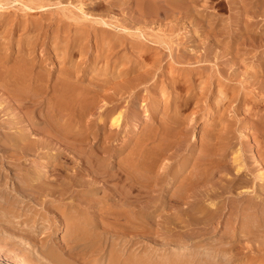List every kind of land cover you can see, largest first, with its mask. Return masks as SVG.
Here are the masks:
<instances>
[{
	"label": "rangeland",
	"instance_id": "obj_1",
	"mask_svg": "<svg viewBox=\"0 0 264 264\" xmlns=\"http://www.w3.org/2000/svg\"><path fill=\"white\" fill-rule=\"evenodd\" d=\"M34 1H41L42 3L51 6L48 7V10L45 13H42L43 15H41V13H34V16L31 15L28 17V19L32 21H36L37 19L45 20V26L49 31L46 34L47 41L49 40L51 45L53 43L52 40L55 39V30L61 28V26L71 25V36L72 34H75L74 32L77 31L78 28H81V26L86 27L87 30H92L94 26H96L94 20L88 19L81 21L83 20V12H81L83 7V10H87L85 12H89L88 14L93 19H102L106 22L119 23L131 29L132 32H135L138 35L145 34L149 37L151 41L147 44L151 48V53L155 55V59L163 57L162 71H159L158 75H156V78L158 79L157 85L159 87L166 84L164 81L168 76L165 77L164 74L168 73L172 68H175V66L180 69L179 74L181 75L185 76L189 73H193L188 78H195V84L198 86L197 93H201L205 88L208 91L210 86H213L211 87L213 89L209 90L210 92L208 91L204 94L202 93V95L200 94L201 99L197 103L198 106L193 105L192 107L194 109L191 107L190 110L188 109L182 112L184 118L189 119V121L192 119L194 120L189 122L190 126L188 127L187 136L180 144V147L179 145H176L173 150H170L166 155H163L160 164L171 166V171L175 172L179 169V165L182 162L189 159L190 165L185 170V175L198 170L193 167V162H195L194 157H196L197 151H199L203 144V136L208 128V123L206 122H209L211 112L214 113L215 104L209 103V100L214 96L213 102H215L216 99H222V96L224 98L227 95L228 99L226 98L227 101H224V107L221 109L220 115L217 118L218 127L215 134L217 137H220L222 135L221 133H223V135L225 134V131L223 130L229 128V134L224 135V138L225 136L226 138L223 140V143H226L225 145L230 147L228 152L230 163H232V158L239 154L241 159L251 166L252 173L247 178L253 180L258 176L259 166L256 165L255 162L257 159L262 161L261 159L264 158V0H259V2L257 0H250L249 2H246L248 0H184L185 2L183 1L184 3L182 2L183 4L181 6L175 4L170 5L168 4V0H165L167 3L163 4V2V6L160 10L147 15L138 9L137 0H121L120 2L117 0V4H120L118 6H113L111 4L113 0H102L104 3H101V6L96 3L98 0ZM17 2H15V0L8 1L9 5H7L9 6V10L5 15L16 19V23L19 25L25 21V12L22 9V4L25 0H22V3L20 0ZM245 2L246 5L250 4L245 6V8H252L251 10L249 8L247 9L248 13L244 12L245 8L243 4L245 5ZM95 4L98 6H95ZM64 9L68 12H65ZM69 11L70 13L72 12L73 15L70 14ZM68 16L72 21L68 20ZM77 18H81V20ZM73 19L78 20V22ZM5 30L8 31L7 29ZM19 33L20 32H17L14 35L13 40L15 44L23 37V35ZM159 39L165 40L162 45L155 42ZM95 44V35L92 34V39L89 43L91 51L92 47H95ZM54 46H52L50 50L51 53L49 52L46 55H43L42 52L44 47L39 45L34 57L36 56L37 60L42 63V66L50 70L54 76H57L59 71L65 67H69L70 64L63 62L61 56H59V58L55 57L53 53ZM76 60L81 62L77 64ZM73 61L84 70H88L91 66L90 60H87L83 56L80 57L78 54L75 55ZM82 62L83 64H81ZM151 65L149 64V67ZM253 72L256 73L254 74ZM89 79L92 80L93 78ZM49 80L50 89L43 92L44 100L41 99L42 103L31 107L32 110H36V113L39 115L38 118H41V122L42 115L46 114L48 111V101L53 94L51 88L55 84L56 78H49ZM94 81L97 83V78H94ZM118 83L123 84L122 78ZM209 83L213 84H210L208 88ZM148 87L150 86L141 85L136 89L123 87V91L126 93L122 91L124 95L118 93L121 96L118 95L117 97H114L115 103L118 104L117 114L120 112L123 113V126L117 131V133L116 131L114 133V142L111 151V154H115L111 161L114 162L113 164H115L116 169L119 164L126 160L133 143L136 144L138 141L142 140L153 126V102L151 101L150 89ZM0 89V101L5 100L3 104L7 108V110L5 109L0 113V117L3 116L0 118L2 124L1 128L3 130L0 129V133H4L7 132L5 128L7 123L13 119L12 115L17 113L18 115L19 113L22 114L21 111L23 106L19 102L11 99L9 93L5 92L1 86ZM121 90H119V92ZM127 90L130 93L127 92ZM186 91L187 90L182 91L183 95ZM222 92H224V94H222ZM208 93H210L211 97ZM159 95L162 97L161 99L163 101L166 100L167 96H164L162 91ZM163 109L164 106L161 108L160 116L165 114ZM134 112L137 113L136 119H133L132 117V113ZM90 117L91 118L88 120V125L90 126L88 130V143L83 148L76 149H71L70 147L58 144L54 138H51L47 136V134L30 126L29 121L26 120V118H20L22 121H25L23 127L26 126L29 130H33L35 138L31 136L30 140L37 142V146L32 151H23L24 153H15V151H11L10 148L5 154L0 152V171L2 172L3 170L2 173L13 174L17 171V168H15L13 164L19 163L24 172L35 170L48 176L49 179H47L51 189L61 190L63 187H66L67 191L65 197L62 199L58 197L55 198L52 192L48 191V194L40 197L38 196V201L25 199V203L17 202L6 207V209L4 208V213L0 214V218L2 219H0V264H12L11 261L14 262L15 259L19 258H26L31 261V264H55V260L50 259L45 253L46 246L50 243L55 246V241L57 250L60 252H57V255H65L67 258L69 257L70 264H128L130 256L131 258L138 257L146 252L151 253L152 255L154 254L153 256L155 259L161 257L165 253L170 255L175 252L176 249L175 245L177 244L174 243L175 239L179 236L183 238L193 236L191 231L185 227V223H179L176 221V219L180 217V213L182 216L184 215L183 218H185V212L188 210V205L185 203L177 205L169 203L170 196H172L175 186L177 185V183H174L173 180H171L172 174L164 176L163 181L160 183L161 185L159 184V187H157L155 191L151 192L140 188L133 191L130 195L126 194L127 191L124 186V180L119 182L118 180L112 179L108 182V179H106L105 174L103 173V169L100 167L105 160L104 158L107 156V154L105 155L103 152L104 132H98L96 130V116ZM4 123L5 125H3ZM244 133H247L252 137L251 141H253V149L248 146L247 141L242 137ZM193 135L196 136L195 141L192 140ZM2 139L3 135L0 134V141ZM101 144L103 146H101ZM68 148L72 151L74 150L76 153L71 150L69 151ZM151 148V140H147V142L145 140V145L143 146L144 153H148ZM254 151L259 152L255 153ZM60 152L62 154L61 156H59ZM55 158H58V160ZM56 164L60 165L55 166ZM63 168L66 170L64 171ZM67 168L69 170H67ZM221 174L223 173H220L212 181L208 182L211 184H199V192L200 194L202 193V196H205L207 195V192H210L212 184L218 181ZM74 177H83L85 181H82L85 183L82 181L81 183L78 182V184L71 182ZM63 181L65 182L61 185V182ZM76 184L78 186H76ZM8 187L10 189L13 188L12 182ZM243 187L238 188L237 192L244 191L243 189H246V187L251 188V185ZM35 189L37 190V188H34V190ZM257 193L264 198L263 190L258 188ZM128 196H130V198ZM212 199L216 200V202L221 201V206L225 205L224 202H226L227 205L222 212L221 217L217 219V221L215 220L212 222L211 228L209 229L214 231H212L209 236H214L215 238L223 236L227 230L226 223L229 222L239 236L241 244L243 243V246H240L245 248V255L238 253L236 257H232L233 261L230 264H238L240 259L246 261L249 257L257 256V258H263L264 251L262 250H264V235L262 230L255 231L252 235L246 234L247 236L241 234L240 225L242 223V217L240 213L242 211L231 206V203L228 204V201L226 200H217L215 197ZM190 200H192V198ZM124 202H126V204L123 206ZM127 202L129 205L131 204V207L134 209V213H132L134 216L133 219L129 221V218H124L126 215L123 216L124 221L118 219V222L116 216H112L114 218L112 219L111 216V218L108 217L109 215L107 216V219H111L109 220L111 225H114L115 221L116 227L119 226L118 224L122 223L121 226L125 228L128 226L124 225H129L127 222L129 221L136 227V233L134 235H115L110 236L109 238L102 236L98 241H85L77 239L76 235L72 234L69 230V218L68 215L65 214V212H68L65 211V205L67 206L68 203V206L72 207V211H75L74 209L76 208H80L83 211L86 210V214L89 218H95V223L98 224L97 215H99L100 212L102 213V211L107 213L108 211L111 212L113 210L115 213L126 214L129 209ZM112 203L114 205L116 204V206H113ZM52 206L54 207L52 208ZM124 207L127 208V211H125L126 208ZM145 208L148 209V213H152L148 222L143 221L139 216L141 215L140 213H142L141 210ZM105 209L106 211H104ZM1 221L4 225H2ZM198 230V235L199 233H204L202 225L198 227ZM30 234H32L33 238ZM6 235H9L8 238Z\"/></svg>",
	"mask_w": 264,
	"mask_h": 264
},
{
	"label": "bare ground",
	"instance_id": "obj_2",
	"mask_svg": "<svg viewBox=\"0 0 264 264\" xmlns=\"http://www.w3.org/2000/svg\"><path fill=\"white\" fill-rule=\"evenodd\" d=\"M8 1L9 0H0V86L5 92L9 93L11 99L19 102L23 106L21 111L23 115L20 113L19 115L18 113L12 115L13 119H11L5 127L7 132L0 133L3 135V139L0 141V152L5 154V152L10 148L11 151H15V153H24L23 151L25 150L32 151L36 148L37 142L30 140L31 136L35 138L33 130H29L26 126L23 127L25 121L20 119L23 117L29 121L30 126L47 134L49 137L54 138L58 144L70 147L71 149L83 148L89 140L88 130L90 126L88 125V120L91 118L90 116H96L95 128L98 132H104L105 136L104 146L102 144L101 146H103V152L105 155L107 154V156L104 158L105 160L102 162L100 167L103 169V173L105 174L106 179H108V182L112 179L118 180L119 182L124 180V186L127 191L126 194L130 195L133 191L140 188L151 192L155 191L156 188L159 187L158 185L163 181V177L172 174L171 180H173L174 183H177V185L175 186L172 196H170L171 198L169 199V203L174 205L185 203L188 205V210L185 212V218H183L184 215L182 216L180 213V217H176V221L179 223H185V227L191 231L193 236L186 238L179 236L175 239L174 243L177 245H174L176 249L175 252L170 255L165 253L161 257L155 259L153 256L154 254L152 255L151 253L146 252L138 257L136 256L131 258L130 256L128 264H230L233 261L232 257H236L238 253L245 255V248L240 246L243 243L241 244V240L239 239L235 229L231 226V223H226L227 230L223 236L218 238L209 236L212 231H214L209 229L211 228L212 222L215 220L217 221V219L221 217L222 212L227 205L226 202H224L225 205L222 204L223 206H221V201L216 202V200L212 199L213 197L217 198V200H226L228 201V204L231 203V206H234L237 210L242 211L240 213L242 217V223L240 225L241 234H244L245 236L250 234L252 235L255 231L257 232L261 229L264 235V198L257 193L258 188L264 191V158L261 159L263 162L258 159L256 162L254 161L256 165L259 166V173L253 180H250L247 177L252 173L251 166L247 162H244L239 154L232 158V163H230L228 159L230 147L225 145L226 143H223V140L226 138V136L224 138V135L229 134V128L224 129L223 131H225V134L223 135V133H221L222 135L220 134V137H217L215 134L218 127L217 118L220 115L221 109L224 107L223 105L227 95L224 98L222 96V99H214L215 102H213L214 96L211 97L210 93H208L211 97L209 103L215 104L214 113L211 112L210 118L208 117L209 122H206L208 123V128L203 136V144L201 145L199 151H197L196 157H194L195 162H193V167L198 170L185 175V170L190 165V160L188 159L179 165V169H177V171L172 172L171 166L162 165L160 162L163 155H166L168 151L170 152V150H173L174 146L179 145L180 147V144L187 136L188 127L190 126L189 122L194 119L191 118L192 120L189 121V119L183 117L182 112H184V110H190L193 105H197L201 99L202 93L204 94L210 89H213L211 88L213 86H210L208 91L205 88L201 93H197L198 86L195 84V78H188L193 73H189L185 76L181 75L179 74L180 69L175 66V68H172L168 73L164 74L165 77L168 76V78L164 81L166 84L159 87L157 85L158 79L156 78V75H158L159 71H162L163 57L155 59V55L151 53V48L147 44L151 41L149 37L145 34L138 35L135 32H132L131 29L119 23L106 22L102 19H93L88 14L89 12H85L87 10H83V7L82 11L80 10L83 12V20H81V18L77 19H80L81 21L88 19L94 20V24H96V26H94L92 30H87L86 27L81 26V28H78L77 31L74 32L75 34H72V36L74 35L73 37L71 36V25L61 26V28L55 30V39L52 40L53 43L51 45V42H49V40L47 41L46 34L49 31L45 26V20L43 21L37 19L39 21H32L28 19V17L34 13H41V15H43L42 13H45L48 10V7L51 6L42 3L41 1L37 2L34 0H25L22 4V9L25 12V21L18 25V23H16V19L5 15L9 10ZM17 1L18 0H15V2ZM120 1L121 0H119V2ZM183 1L184 0H168V4L181 6L186 0L184 2ZM249 1L250 0L246 2ZM257 1L259 2V0ZM20 2L22 3V0H20ZM117 2V0H113L111 4L113 6L120 5L119 3L117 4ZM136 2L138 9L146 15L157 12L162 8L163 4L167 3L165 0H137ZM246 2L245 5L243 4L244 8L245 6L250 5H246ZM96 3L101 6V3L104 2H102V0H98ZM97 4H95V6H98ZM248 8L250 10L252 9L250 7ZM248 8H245V13H248ZM64 10L65 12H68L66 9ZM70 14L73 15L72 12ZM68 20L72 21L69 16ZM76 21L78 22V20ZM17 32H20L23 37L15 44L13 39ZM92 34L95 35L96 44L94 48L92 47L91 51L89 43L91 42ZM164 41V39H159L155 42L162 45ZM39 45L44 47L42 52L43 55H46L49 52L51 53L50 50L52 46L55 45L53 48L55 57L59 58V56H61L63 62L67 64L69 63L70 66L65 67L59 71L57 76H54L50 70L42 66V63L37 60L36 56V58L34 57L36 49ZM77 54L80 57L83 56L87 60H90L91 66L88 70H84L73 61V58ZM79 62L81 61H77V64H79ZM81 64H83V62ZM149 64L151 65L150 67ZM253 73L255 74L256 72ZM49 78H56V80L55 84L53 83L54 85L51 88V90H53V94L48 101V111L46 114L42 115L41 122V118H38V113H36L35 109L32 110L31 107L42 103L41 99H43V92L50 89ZM89 78L93 79L90 80ZM94 78H97V83H95ZM119 78L120 80L122 78L124 85L121 84L122 81L121 83H118L120 82ZM210 84L211 83L208 84V88ZM141 85L150 86L148 88L150 89L149 92L151 94V101L153 102L152 108L154 123L145 135L146 138L144 137L136 144L133 143L126 160L119 164V166L116 164L118 166L116 169L115 164H113L114 162L111 161L115 154H111V151L114 142V133L115 131L117 133V131H119L123 126V113L120 112L117 114L118 104L115 103L114 97H117L119 95L118 93H122L123 87L136 89ZM119 90L121 91L119 92ZM183 90H187L184 95L182 93ZM161 91L164 93V96H167L165 101H163L161 99L162 97L159 95ZM127 92L129 91L127 90ZM222 94H224V92H222ZM4 102L5 100L0 101V113H2L5 109L7 110L3 104ZM163 106L165 114L160 116L161 108H163ZM132 114L133 119H136L137 113L134 112ZM1 125L2 124L0 122V129L2 130ZM3 125H5V123ZM242 137L247 141L248 146L253 149V141H251L252 137H250L247 133H244ZM195 138L196 136L193 135L192 140L195 141ZM145 140L146 142L147 140H151L152 143V148L148 153H144L143 150ZM70 148H68L69 151L71 150ZM72 152H74V150ZM61 155L62 154L60 152L59 156ZM56 160H58V158ZM60 164H56L55 166H59ZM62 164L65 165L64 163ZM13 166L17 168V171L15 170L16 172L13 174L2 173L3 170L2 172L0 171V214L4 213V208L6 209V207H9L13 203H21L24 202L25 199L38 201V196L40 197L48 194V191L52 192L55 198L58 197L62 199L65 197L67 191L66 187H63L61 190L51 189L48 182V176L35 170L24 172L19 163H14ZM67 170L69 169L67 168ZM220 173L223 174L219 176L218 181L212 184L210 192H207V195L202 196V193L200 194L199 192V184L212 181ZM82 180H84L83 177H74L71 182L78 184V182L81 183ZM11 182L13 184L12 189L8 187ZM64 182L65 181L60 184L63 185ZM77 184L76 186H78ZM248 185H251V188L246 187V189H243L244 191L237 192L238 188ZM34 188H37V190L35 189V191ZM128 197L130 198V196ZM191 198L192 200H190ZM124 204H126V202L123 203V206ZM68 205H65V211H68L65 212V214H67L69 218V230L72 234L76 235L77 239L85 241H98V239H101L102 236L109 238L110 236L115 235L130 236L136 233V227L129 222L134 218L132 214L134 213V209L131 207V204L129 205V203L128 211L127 208L124 207L126 208L125 211H127L126 214L115 213L113 210L111 212L108 211L107 213H104L103 211L102 213L100 212L99 215H97L98 224L95 223V218H89L86 214V210L83 211L80 208H76L74 209L75 211H72V207H69ZM113 206H116V204H113ZM53 207L54 206H52V208ZM104 211H106V209ZM141 212V215H139L141 219L148 222L152 213H148L147 208L142 209ZM107 216L109 218L116 216V220H123V216L124 218L127 217V219L129 218V221H127L129 225H124L123 223L124 226H128L125 228L121 226L122 223L118 224L119 220L117 222L119 226H115V221L114 225H111L109 223V220L111 219L108 220ZM113 217L112 219H114ZM2 225H4L3 222ZM201 225L203 226L204 233H199L198 235V227ZM8 236L6 235L7 238ZM30 236L32 237V234H30ZM57 252L59 251L57 250L56 241L55 246L52 243L46 246L45 253L50 259L55 260V264H70L69 257L67 258L65 255L58 256ZM30 262L31 261L26 258L15 259L14 262L11 261L12 264H31ZM238 264H264V257H249L246 261L240 259Z\"/></svg>",
	"mask_w": 264,
	"mask_h": 264
}]
</instances>
